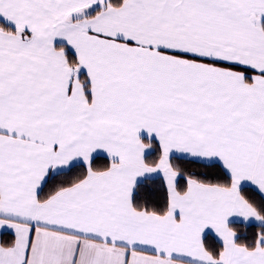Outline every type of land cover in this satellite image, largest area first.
<instances>
[{
    "label": "snow or ice",
    "instance_id": "obj_1",
    "mask_svg": "<svg viewBox=\"0 0 264 264\" xmlns=\"http://www.w3.org/2000/svg\"><path fill=\"white\" fill-rule=\"evenodd\" d=\"M0 264H264V0H0Z\"/></svg>",
    "mask_w": 264,
    "mask_h": 264
},
{
    "label": "trees",
    "instance_id": "obj_2",
    "mask_svg": "<svg viewBox=\"0 0 264 264\" xmlns=\"http://www.w3.org/2000/svg\"><path fill=\"white\" fill-rule=\"evenodd\" d=\"M5 239H7V237H4Z\"/></svg>",
    "mask_w": 264,
    "mask_h": 264
}]
</instances>
